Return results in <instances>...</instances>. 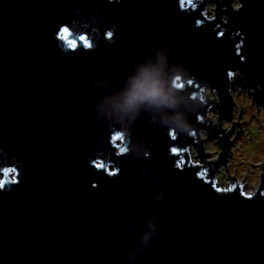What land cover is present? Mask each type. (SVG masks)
Returning a JSON list of instances; mask_svg holds the SVG:
<instances>
[{
	"label": "water",
	"instance_id": "1",
	"mask_svg": "<svg viewBox=\"0 0 264 264\" xmlns=\"http://www.w3.org/2000/svg\"><path fill=\"white\" fill-rule=\"evenodd\" d=\"M181 3L0 0V264H264L263 174L250 195L230 175L228 189L217 178L243 134L239 122L222 129L234 117L235 89L264 109V0H242L238 12L231 0ZM60 26L75 49L55 38ZM161 42L194 73L189 87L211 80L219 117L211 128L200 116L197 126L210 128L202 139L154 127L144 113L133 127L152 141L145 160L143 145L122 151L126 141L106 130L97 106ZM215 139L221 152L211 160L205 145ZM150 222L164 244L154 235L142 250Z\"/></svg>",
	"mask_w": 264,
	"mask_h": 264
},
{
	"label": "clouds",
	"instance_id": "2",
	"mask_svg": "<svg viewBox=\"0 0 264 264\" xmlns=\"http://www.w3.org/2000/svg\"><path fill=\"white\" fill-rule=\"evenodd\" d=\"M110 4H120L123 0H108ZM231 8L240 11L244 8L242 0H231ZM230 22L227 15L225 24ZM119 31V26L113 23L106 30V37L109 42L113 41V36ZM237 32H240L239 30ZM72 33L69 27L60 26L55 38L59 41H67L68 45L76 48V40L70 38ZM87 47L92 44L85 41ZM58 47L60 46L57 43ZM154 57L148 58L137 64L135 72L127 78V82L122 90L113 96L106 97L97 107L102 113V118L108 124L106 130L115 131L126 141L125 153L132 155L134 149L141 145L144 147L143 157L147 160L152 152V141L148 138L138 136L136 133V121L144 114L151 116V125L163 127L168 131H175L178 136L192 138L199 135L202 139H208L210 128L198 127L200 116H206L205 125L211 128L217 126V121L211 111L212 94L216 89L212 86L209 78L205 77L198 81V88L189 87L196 79L194 73L183 63L177 60L173 62L172 47L166 43H159ZM67 54L66 49H60ZM231 71L228 75L231 76ZM196 116V123L192 117ZM156 175H159L157 169ZM96 185L93 184V187ZM167 188L160 192L157 199L164 201ZM173 213L168 212V216ZM157 236L159 245L164 244L160 229L155 222H150V230L147 231L140 240L143 249L149 247L153 236Z\"/></svg>",
	"mask_w": 264,
	"mask_h": 264
},
{
	"label": "rangeland",
	"instance_id": "3",
	"mask_svg": "<svg viewBox=\"0 0 264 264\" xmlns=\"http://www.w3.org/2000/svg\"><path fill=\"white\" fill-rule=\"evenodd\" d=\"M216 8V5L210 6L208 9L209 17L215 16L214 11ZM232 95L237 107L235 106L233 119L230 121L225 120L222 129L226 134L231 130L233 122H239L242 124L243 134L237 137L230 152V158L226 166L229 169V174L226 167L218 174V187L228 189L231 184V178H233L234 182L241 181L243 190L250 195L260 188L262 184L261 174L264 176V109L256 105L248 90L237 88ZM213 98L218 100L217 92L212 94ZM241 108L242 114L240 112ZM240 114L241 117L238 119ZM213 115L217 121L219 113L214 112ZM241 128L237 124L235 125L230 140H234L236 131ZM220 134L223 135V133ZM215 141L218 140H211L205 145L206 152L210 153L209 157L211 160L216 159L221 152L220 145ZM196 155H198V152L193 149L191 151L193 160L200 162V157ZM3 178L4 176L0 174V181Z\"/></svg>",
	"mask_w": 264,
	"mask_h": 264
},
{
	"label": "snow or ice",
	"instance_id": "4",
	"mask_svg": "<svg viewBox=\"0 0 264 264\" xmlns=\"http://www.w3.org/2000/svg\"><path fill=\"white\" fill-rule=\"evenodd\" d=\"M184 3H185V0H182V3H181V5L180 6H183L184 5ZM221 35H223V34H221ZM116 139L117 140H122L123 139V137L122 136H119V135H117V137H116ZM122 151H124L125 152V149H122ZM98 167H100V166H98ZM109 175H111V176H116L117 175V173H109ZM0 190H6V189H4L3 188V185H0ZM217 191L219 192V191H221L220 189H217ZM247 199H251V197H248Z\"/></svg>",
	"mask_w": 264,
	"mask_h": 264
},
{
	"label": "bare ground",
	"instance_id": "5",
	"mask_svg": "<svg viewBox=\"0 0 264 264\" xmlns=\"http://www.w3.org/2000/svg\"><path fill=\"white\" fill-rule=\"evenodd\" d=\"M238 182H240L241 183V185L243 184L241 181H238ZM238 182H235V183H237L238 184ZM246 192V191H245ZM247 193V192H246Z\"/></svg>",
	"mask_w": 264,
	"mask_h": 264
}]
</instances>
